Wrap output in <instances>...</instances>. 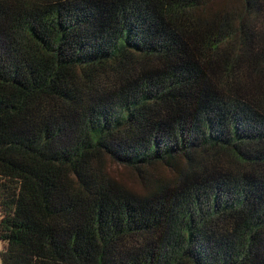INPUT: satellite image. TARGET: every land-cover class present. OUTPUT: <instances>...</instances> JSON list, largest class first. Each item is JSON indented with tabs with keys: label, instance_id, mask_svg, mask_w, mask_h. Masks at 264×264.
<instances>
[{
	"label": "trees",
	"instance_id": "trees-1",
	"mask_svg": "<svg viewBox=\"0 0 264 264\" xmlns=\"http://www.w3.org/2000/svg\"><path fill=\"white\" fill-rule=\"evenodd\" d=\"M0 214L1 264H264V0H0Z\"/></svg>",
	"mask_w": 264,
	"mask_h": 264
},
{
	"label": "rangeland",
	"instance_id": "rangeland-1",
	"mask_svg": "<svg viewBox=\"0 0 264 264\" xmlns=\"http://www.w3.org/2000/svg\"><path fill=\"white\" fill-rule=\"evenodd\" d=\"M120 177L126 181L128 184L132 185L133 188H138L140 187V182L139 180L132 174L130 171H125L122 170ZM1 215V214H0ZM4 245L0 241V253L3 250ZM0 264H1V258H0Z\"/></svg>",
	"mask_w": 264,
	"mask_h": 264
}]
</instances>
